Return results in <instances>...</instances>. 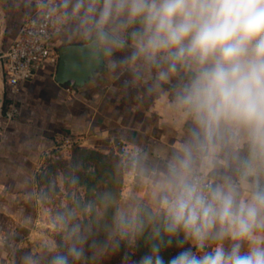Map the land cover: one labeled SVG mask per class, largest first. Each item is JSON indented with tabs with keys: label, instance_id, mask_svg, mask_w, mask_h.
I'll return each instance as SVG.
<instances>
[{
	"label": "clouds",
	"instance_id": "1",
	"mask_svg": "<svg viewBox=\"0 0 264 264\" xmlns=\"http://www.w3.org/2000/svg\"><path fill=\"white\" fill-rule=\"evenodd\" d=\"M37 5L73 26L91 66L164 97L182 130L151 173L149 204L116 208L112 250L143 238L147 251L131 264H264V0ZM78 232L50 264L84 259Z\"/></svg>",
	"mask_w": 264,
	"mask_h": 264
},
{
	"label": "crops",
	"instance_id": "2",
	"mask_svg": "<svg viewBox=\"0 0 264 264\" xmlns=\"http://www.w3.org/2000/svg\"><path fill=\"white\" fill-rule=\"evenodd\" d=\"M34 0H0V52L14 39ZM65 24L53 36L59 50L64 44L81 43ZM122 55V54H118ZM57 65L46 62L35 78L20 82L12 91L0 65V264L33 233L39 218L37 172L45 153L62 141H77L104 153H119L122 140L141 147L126 161V190L120 207L148 205L151 173L162 167L182 130L167 100L149 95L134 85L127 72L106 71L82 88L55 80ZM167 87V86H166ZM16 113L8 119L6 110Z\"/></svg>",
	"mask_w": 264,
	"mask_h": 264
},
{
	"label": "rangeland",
	"instance_id": "3",
	"mask_svg": "<svg viewBox=\"0 0 264 264\" xmlns=\"http://www.w3.org/2000/svg\"><path fill=\"white\" fill-rule=\"evenodd\" d=\"M38 169L39 218L33 233L6 264H26L27 257L38 264H50L56 253L67 254L75 242L70 233L77 226V235L85 238V255L81 261L70 257L71 264H131L147 251L143 238L133 245L122 240L115 251L110 246L113 216L128 182L122 155L62 141L45 153Z\"/></svg>",
	"mask_w": 264,
	"mask_h": 264
},
{
	"label": "built area",
	"instance_id": "4",
	"mask_svg": "<svg viewBox=\"0 0 264 264\" xmlns=\"http://www.w3.org/2000/svg\"><path fill=\"white\" fill-rule=\"evenodd\" d=\"M34 1V10L28 14L13 41L0 52L5 84L14 92L21 81L35 78L46 62L56 65L59 61V50L53 44V36L64 28L65 23L55 22V18L47 16L38 7L37 0ZM16 110L11 105L5 116L12 119ZM115 144L119 153L129 159L141 152L140 146L122 140H117Z\"/></svg>",
	"mask_w": 264,
	"mask_h": 264
},
{
	"label": "water",
	"instance_id": "5",
	"mask_svg": "<svg viewBox=\"0 0 264 264\" xmlns=\"http://www.w3.org/2000/svg\"><path fill=\"white\" fill-rule=\"evenodd\" d=\"M81 47L82 43L64 44L59 47V61L55 73L57 82L70 84L75 88H82L96 81L106 71V65L91 66L85 54L81 51ZM0 65L4 77L1 60ZM3 104L4 97H1L0 111Z\"/></svg>",
	"mask_w": 264,
	"mask_h": 264
},
{
	"label": "trees",
	"instance_id": "6",
	"mask_svg": "<svg viewBox=\"0 0 264 264\" xmlns=\"http://www.w3.org/2000/svg\"><path fill=\"white\" fill-rule=\"evenodd\" d=\"M118 207H120V204H119V206Z\"/></svg>",
	"mask_w": 264,
	"mask_h": 264
}]
</instances>
